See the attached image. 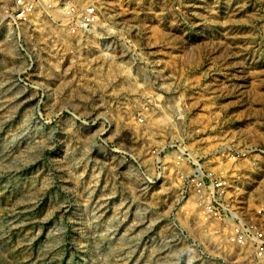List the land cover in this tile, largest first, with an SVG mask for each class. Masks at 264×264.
Here are the masks:
<instances>
[{"label":"rangeland","instance_id":"374dc122","mask_svg":"<svg viewBox=\"0 0 264 264\" xmlns=\"http://www.w3.org/2000/svg\"><path fill=\"white\" fill-rule=\"evenodd\" d=\"M0 264H264V0H0Z\"/></svg>","mask_w":264,"mask_h":264},{"label":"bare ground","instance_id":"6f19581e","mask_svg":"<svg viewBox=\"0 0 264 264\" xmlns=\"http://www.w3.org/2000/svg\"><path fill=\"white\" fill-rule=\"evenodd\" d=\"M255 189H256V188H255ZM253 191H254V190H253ZM253 191H252V193H255V191H254V192H253ZM250 195H251V194H250ZM252 195H254V194H252Z\"/></svg>","mask_w":264,"mask_h":264}]
</instances>
